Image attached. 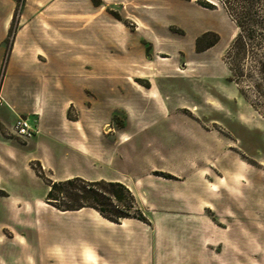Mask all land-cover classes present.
Segmentation results:
<instances>
[{
  "label": "rangeland",
  "instance_id": "obj_1",
  "mask_svg": "<svg viewBox=\"0 0 264 264\" xmlns=\"http://www.w3.org/2000/svg\"><path fill=\"white\" fill-rule=\"evenodd\" d=\"M17 1L15 32L4 45H12L22 11L32 12L37 1L48 4L50 29H40L39 40L41 35L46 40L39 46L54 63L55 85L71 80L88 98L82 119L97 161L53 134H43L37 147L28 142L12 170L0 167V188L9 194L0 196V221L14 219L6 209H14L15 199L32 209L20 213L21 221H76L74 215L40 210L47 209L38 205L47 187L39 170L52 180L71 174L87 180L120 177L138 185V177L160 176L175 191L188 190L192 181L203 202L200 209H182L159 191L139 189L135 198L146 223L156 226L151 240L165 241L152 245L153 263L190 264L197 230L192 220L213 222L218 238L238 237L243 225L247 237L264 240V0L254 7L240 44L233 43L236 16L219 0H24L22 9ZM204 32L208 36L197 43ZM23 90L30 95L34 87ZM64 98L54 91L53 106ZM77 114L70 107L67 117ZM17 139L25 145L31 138ZM149 161L164 171L147 175L142 170ZM207 177L221 182L203 186ZM215 248L221 256L223 247ZM257 251L246 264H264L260 247Z\"/></svg>",
  "mask_w": 264,
  "mask_h": 264
},
{
  "label": "crops",
  "instance_id": "obj_2",
  "mask_svg": "<svg viewBox=\"0 0 264 264\" xmlns=\"http://www.w3.org/2000/svg\"><path fill=\"white\" fill-rule=\"evenodd\" d=\"M42 4L43 2L37 1L33 11L27 15L22 11L12 45L8 48L4 44L12 23L15 1L0 0V167L6 168V171L12 170L13 163L23 155L22 148L28 142L31 147L39 146L43 134L56 135L55 140L66 144L84 158L92 160L94 157L97 161V155L89 149L91 146L87 143L88 129L82 119L88 98L82 94L81 87H76L71 80L55 85L50 72L54 69V66L50 65L54 63L49 60L44 48L39 46L40 41L44 45L46 40L42 35L39 40L40 29L46 31L50 29V21L47 18L48 4ZM52 27L54 29V25ZM30 86H33L34 90L29 92L31 93L29 95L23 87ZM12 87H15L14 90ZM96 90L97 87L95 92ZM54 91H61L65 95L63 103L57 108L52 103ZM70 107L76 109L78 113L76 118L67 117ZM92 107H95L94 103L90 108ZM18 116H27L32 121L36 120L39 128V133L25 145L11 133ZM207 133L208 131L205 130L203 136ZM202 147L207 148L209 145ZM40 162L44 168H48L44 162ZM212 166H214L213 161L208 167ZM142 171L150 175L151 172H161L164 169L159 163L149 161ZM70 177L72 175L67 174L63 179ZM155 177H138L136 180L139 185L120 177H114V180L124 183L134 196L141 187L146 191L143 188L146 187L154 192L159 191L160 197L178 203L182 209H200L198 203L203 202V196L200 190L194 188L196 186L192 181L188 190L175 191L172 190L174 185L169 179ZM230 177L236 178L237 174L231 173ZM99 178L101 176L89 180ZM220 180L221 177L217 180L207 177L206 183L202 184L207 187L215 186L216 183L220 184ZM224 180L228 181L225 176ZM167 188L170 191L166 190ZM0 190L4 192L0 196H9L6 191L1 188ZM17 202L18 199H15L12 203L14 209H6L14 219L0 221V264H158L153 263L152 260V245L156 242L161 245L165 241H162L164 240L162 237L151 240V233L156 232L155 224L151 227L146 222L134 220L135 218L113 222L90 207L62 211L47 204L45 200L38 201L40 207L47 208L40 210H48L59 216L74 215L76 221L64 223L21 221L20 213L28 214L32 209L27 202L23 201L19 204ZM21 206L22 209H19ZM191 223L195 224L197 230L194 246L190 250V264H233L231 260L246 264L247 257L251 259V255L258 252L257 247H260L259 252L264 254L262 248L264 240L247 237L246 226H239V230H243L245 234L240 232L238 237L218 238L215 236L213 222L211 224L206 220H192ZM216 246L223 247L221 256L216 251ZM255 262L263 264L257 260Z\"/></svg>",
  "mask_w": 264,
  "mask_h": 264
},
{
  "label": "trees",
  "instance_id": "obj_3",
  "mask_svg": "<svg viewBox=\"0 0 264 264\" xmlns=\"http://www.w3.org/2000/svg\"><path fill=\"white\" fill-rule=\"evenodd\" d=\"M15 1L18 3L17 0ZM219 1L226 8L230 7L236 16L239 33L233 43L240 44L239 39L243 36V32L249 30V24L252 22L250 17L254 14V7L260 0ZM23 4L24 0L20 3V9H22ZM205 4L209 5V3ZM15 15L16 13L13 14L12 22L15 19ZM254 23L257 22L253 21L252 24ZM13 30L11 25L5 44L11 33L14 34L15 31ZM207 36V32L202 33L197 37V43L201 42V40ZM214 42L215 41L209 43L207 47L212 46ZM36 174L44 181L47 187L44 196L45 202L56 209L73 211L83 207H90L113 222H119L125 218H135L147 222L134 194L120 181L105 179L87 180L80 176H73L63 180H52L46 177L40 170L37 171Z\"/></svg>",
  "mask_w": 264,
  "mask_h": 264
},
{
  "label": "built area",
  "instance_id": "obj_4",
  "mask_svg": "<svg viewBox=\"0 0 264 264\" xmlns=\"http://www.w3.org/2000/svg\"><path fill=\"white\" fill-rule=\"evenodd\" d=\"M38 132L39 128L36 124V120L32 121L27 116H18L12 126V134L21 139L32 138Z\"/></svg>",
  "mask_w": 264,
  "mask_h": 264
}]
</instances>
